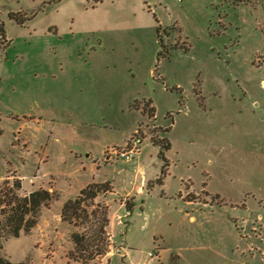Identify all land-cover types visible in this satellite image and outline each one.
Wrapping results in <instances>:
<instances>
[{
  "label": "rangeland",
  "instance_id": "rangeland-1",
  "mask_svg": "<svg viewBox=\"0 0 264 264\" xmlns=\"http://www.w3.org/2000/svg\"><path fill=\"white\" fill-rule=\"evenodd\" d=\"M0 21V183L15 172L21 195L59 194L0 256L85 264L66 256L70 234L94 232L100 208L74 225L61 207L108 181L97 264H264V0H0ZM137 134L133 158L108 157ZM160 137L169 166L148 188Z\"/></svg>",
  "mask_w": 264,
  "mask_h": 264
},
{
  "label": "trees",
  "instance_id": "trees-1",
  "mask_svg": "<svg viewBox=\"0 0 264 264\" xmlns=\"http://www.w3.org/2000/svg\"><path fill=\"white\" fill-rule=\"evenodd\" d=\"M18 17L17 13L9 12V18L23 24L30 18ZM11 45V40L7 38L4 23L0 21V63L5 59L7 50ZM162 48V45H161ZM162 49L158 53L162 55ZM147 113L148 117L154 116V107ZM144 111V109H143ZM160 128V127H159ZM171 126L161 129L163 132L170 131ZM166 130V131H165ZM159 138V137H158ZM152 144L157 146L158 155L162 159V170L159 177L147 183V187L153 186L154 182L162 184L165 176V170L169 166L168 160L165 158V152L171 148V142L167 137L152 140ZM22 188V179L14 173L7 175L0 183V243L1 240L9 237H18L22 232H30L38 222V217L42 207L48 206L49 203L57 198L59 194L51 188H38L29 191L27 194L21 195L19 190ZM112 192L113 187L108 182H91L81 188L74 198H68L62 204L60 217L61 220L69 224L76 225L81 220H86L88 214L96 215L94 210H87V207H98L99 221L96 220L98 226L92 233H87L83 229L80 232H72L70 239L73 242V248L67 251L66 256L74 261L85 264H97L109 252V235L105 230L108 224L107 207L100 204H94V199L102 193ZM186 200H195L196 196L186 195ZM198 198V197H197ZM134 204L125 201L126 211H131ZM0 264H21L14 263L7 258L0 256Z\"/></svg>",
  "mask_w": 264,
  "mask_h": 264
},
{
  "label": "built area",
  "instance_id": "built-area-1",
  "mask_svg": "<svg viewBox=\"0 0 264 264\" xmlns=\"http://www.w3.org/2000/svg\"><path fill=\"white\" fill-rule=\"evenodd\" d=\"M137 133V132H136ZM144 138L139 134L134 135L129 141L126 143L124 147L110 148L108 149V157L110 158H118L124 157L126 159H131L135 154H138L139 147L143 143ZM150 254V253H149Z\"/></svg>",
  "mask_w": 264,
  "mask_h": 264
},
{
  "label": "crops",
  "instance_id": "crops-1",
  "mask_svg": "<svg viewBox=\"0 0 264 264\" xmlns=\"http://www.w3.org/2000/svg\"><path fill=\"white\" fill-rule=\"evenodd\" d=\"M152 126H154V127H157L154 123L152 124ZM160 128H162V127H160ZM169 132V131H168ZM168 132H163V133H168ZM104 154H105V151L103 152ZM106 158V157H105ZM108 161V160H107ZM151 181V180H150ZM148 183V182H147ZM146 184V180H144V181H142L140 184H136V185H134V188H133V190H132V192H134L136 195H138V194H143V192H144V186H146L145 185ZM127 195H132L131 193H126L124 196H127ZM186 200V199H185ZM187 201H190V200H187ZM112 238V237H111ZM113 239V238H112ZM128 256V255H127ZM158 256H159V254H158Z\"/></svg>",
  "mask_w": 264,
  "mask_h": 264
}]
</instances>
